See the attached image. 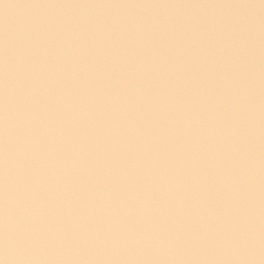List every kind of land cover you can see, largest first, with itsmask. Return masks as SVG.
<instances>
[{
  "label": "water",
  "instance_id": "95a60500",
  "mask_svg": "<svg viewBox=\"0 0 264 264\" xmlns=\"http://www.w3.org/2000/svg\"><path fill=\"white\" fill-rule=\"evenodd\" d=\"M0 264H264V0H0Z\"/></svg>",
  "mask_w": 264,
  "mask_h": 264
}]
</instances>
